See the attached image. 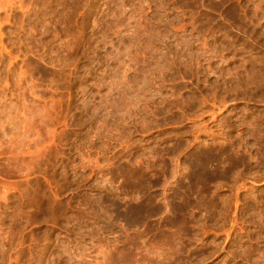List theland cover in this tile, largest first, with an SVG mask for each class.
I'll return each instance as SVG.
<instances>
[{
  "label": "rangeland",
  "instance_id": "rangeland-1",
  "mask_svg": "<svg viewBox=\"0 0 264 264\" xmlns=\"http://www.w3.org/2000/svg\"><path fill=\"white\" fill-rule=\"evenodd\" d=\"M0 264H264V0H0Z\"/></svg>",
  "mask_w": 264,
  "mask_h": 264
}]
</instances>
